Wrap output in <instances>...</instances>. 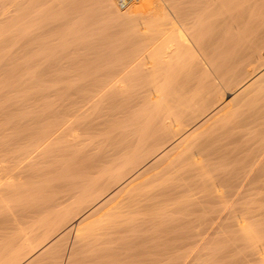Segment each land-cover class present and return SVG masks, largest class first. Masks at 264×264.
I'll return each instance as SVG.
<instances>
[{
    "label": "bare ground",
    "instance_id": "6f19581e",
    "mask_svg": "<svg viewBox=\"0 0 264 264\" xmlns=\"http://www.w3.org/2000/svg\"><path fill=\"white\" fill-rule=\"evenodd\" d=\"M88 1H90V0H57L55 5L57 4L58 7L63 9L61 15L59 13V16H60L59 18L62 17L63 19L67 20L68 23H70V25H71V26H69V25H67V26H69V27H72V25L74 26L75 25L74 23L77 22L78 18H80L79 13L77 14V12L78 11L80 12V10L82 9L81 10L82 13H80V15H84V13H86V12L83 11V9L86 8L85 5H86V3H88ZM92 1H94V3L97 4L96 8H98V10L102 13V16H103L102 18H104L106 21H109L110 23L112 22L113 23V24L111 23L112 26L115 25V31H118V29H116V28H118V26H120V29L122 28L123 30H126V31H123V32L127 33V35L125 37H127V36L130 38L134 37L135 39L139 38L140 40H144L145 43L142 44L137 49H133L127 53L124 52L125 53L124 55H122L121 52L123 50H121V49H123L125 47H122L120 45L122 47L120 49V54L122 56L117 55L116 58H115V56H113L114 59H113V57L110 58L111 56L110 57L108 56L109 57L108 59L109 60L111 59L112 61L111 60L109 61L108 59H107L108 61L106 60L107 56L103 52V49H102V51H100V53L102 52L101 54L98 53L99 50L97 51L98 54H96V55H94L93 53H90L93 55V58H92V55H91V58H90V56L87 57V58H89L90 62H88L87 59H85L83 57L85 59L83 61V63L85 61H87L88 64L94 63L93 61L95 59L94 58L95 56H97L96 58H98V55H101L102 57L101 56H99V57H101L102 59L99 58V63H98V59H97V62H95L97 64H95V63L93 65L90 64V66H92L91 68L86 63L85 69L86 70L89 69L88 70L89 73H87L88 71L87 72L84 71V73L87 75L85 77H83L84 80H83V78L81 79L82 82H80L78 80L80 82L79 83V82H77V80H75L77 82V84L79 83V85H77V87L79 86L78 90L80 91V93H81V89H83L86 92L81 93V94H83L81 96V95H79L80 94L79 91H78L79 94H77V92L75 91V93L81 97L78 98V100H75V102L73 103L74 104L73 107L71 106L72 108H70L69 104L66 103V105H68L69 106L68 108H70V109L67 110V108L65 107L66 105H65L64 107L66 108L67 113H66V111L60 112V113H64L66 115L65 116L63 114V116H65V117L62 116L63 118H66V117H68V115H70V116H73V118H71V120L72 119L74 120L75 117H77L78 115L80 116L81 114L86 112V110H89V108H90V112L94 111L93 109L95 107L94 106H93L94 108L91 107V105H93V103L95 104L96 102H98V104L100 106V104L103 103V101H104L105 102L104 107H103L104 109L99 110L100 107L98 109L95 108V111H96L95 117L94 118L91 117L92 119L85 121V122L84 121L79 122L81 124H79L75 120L76 123L74 122L75 124L74 123L73 124L75 126H77L76 124L78 123L79 127L77 126V128H79L80 132H82L81 135H83L84 133L86 135L90 134L89 137H85L86 135L84 134L83 138H79L80 136H79L78 131H77V133L71 132L72 130L74 131V129H72L70 131L71 132V133H69L70 135L67 133L68 138H66V140H69V142H70L69 147L70 148L72 146L74 147L73 151H72V149L70 150V152H72V153L67 151L69 154H68V156H66V158L67 157L68 158L64 161V163H62V164L60 163V165H59L60 168L59 167L55 168L57 170V172H56L57 174L55 173V176L53 175L54 177L51 176L52 178H50V176L48 177V179L46 178L47 181L42 185L40 184L41 186L35 192H33L32 198H29V199L26 198L24 200L25 202L22 205H20V207H18L20 210L18 208L15 209V210H17V209L19 210V211L17 210V212H19L18 213V221L20 223H22V221L23 222L27 221V223H30V225H29L30 231H28V233L29 232L33 233V235L39 233V235H37L38 237L36 238L37 240L35 239V241H38V238L39 237L40 238H39L38 243L36 244L34 242V240L29 241V240H31V237H30V239H28V238H26V234L24 236L22 235L23 237L21 236L22 238L17 242L18 244L16 243L17 246L21 245L20 247H17V248H21V249H19L21 252L19 250L15 249L16 245L13 246L15 249V252H13L11 255L10 251H9V254L11 255V257L8 254L9 255V261L7 259V261H8L7 263H9L10 261L11 262L13 261L12 264H15L18 261L19 257L24 258L23 255L21 256L22 246H25V245L27 246V247L25 246V248H26L25 249L26 250L25 257H27L30 255L29 252H31L32 249L35 247V244L37 246L39 243L47 242L50 239L49 237L51 236V233L53 234L54 232H56V230L58 231V229L62 228L63 224L66 223L67 217L69 219V216L73 215L72 214L73 210H75V213H74L75 215H73V216H76V218L78 217L77 222H78V226H80V227L82 226V224L84 225V222H86V221L88 222L87 219H89L93 214H94L93 216H96L95 214L100 212L99 215L102 213L104 215L105 214L107 215L108 219H107V217H102V215H100L102 218L107 219V221L104 224L102 223L103 225L98 223L97 220L93 221V222L96 221V223H98V225H97L98 229L101 228L99 233H98L99 236L97 235L98 229H96V228L95 229L97 231H95L94 229L93 230L90 229L92 227H90L88 229L89 231L90 230L95 231L92 233L90 232L93 235L89 234V232L88 233H86V231L84 232V233L88 234L89 236L91 235L90 237H87L88 239L89 238L94 239L95 238L94 235H96V236H98V237H96L98 239V240L96 239L97 242L98 241L101 242L104 240V238H105L104 241H107L106 238H108L109 236H107L106 234L112 235L111 237L114 236L112 238L114 240V238L117 237L116 236L117 234L119 236L121 235L120 237H122L123 234H120L121 232L126 233V231L128 232V230L132 232L131 229H133V227H134L133 225L136 222L141 223V221L142 222L146 221V224L148 225L150 223V219H152L154 221V219L156 217L160 218L159 215L164 214V211L166 212V210H168V209L165 210V208L168 207L170 209V207L172 206V204H171L169 207V206H167V204H169L171 202L172 203L178 202V200H179L178 198L179 197L181 198L182 195H183L182 199L184 200L186 197V196H184L185 195L184 193H186L187 190H189L190 188H192L196 185H197L196 187H199L200 185H202L203 186L202 188L203 189L205 188L204 195H206L209 199H212V201H213V199H215V201L220 203L221 206L223 207V209H221V210L223 211V213H225L224 212V208H225L227 211L226 212L227 214L229 212H233V210H235V208L232 209L230 207L231 201L229 204L228 203L229 199L230 200H233V199L238 200L239 198L240 199L244 198V197H246L245 194L247 193L245 190L248 189L249 187L264 185V145H261V147L258 148V145H259L258 144L256 146L257 148L255 151H253V147H252L253 145H252L251 146L252 148L250 147V149L248 148L246 150L247 153L242 151L243 149L245 151L246 145L244 147H242L243 145L241 146V141L243 139V136H244V134L246 135V133H245L246 131L244 130L242 132L241 129L243 130V128H245L244 127L245 125H246V127L248 126L246 123H249V122L252 123V121L256 122L257 119L259 120V118L264 115V99L260 98V100H262V101H261V103H258V104H254L252 102L253 103V105H252V103H250L251 105L248 107L247 112H243L244 108L241 111L242 113L236 112V110H235L236 108L234 105V104H238L237 102L236 103H234V102H235V100H237L239 98H241V100L239 99V101H244V99L246 100L247 98L251 97L250 95H253L252 93L257 92L258 90L263 91L262 87L264 86V84H262V82H264V79H263L264 78V0H133L129 4H127L126 6L122 7V9H120V7H118L116 5V2L114 0H92ZM42 12H43V10L41 11V13ZM93 13H94V11H92V13H90L91 15L89 14V17H92ZM42 14L45 15L47 13L44 12ZM33 15H34V13H33ZM57 18H58V15H57ZM29 19L28 20L31 21V18H29ZM42 20H44V19H42ZM98 20H97V22H98ZM86 22H88V21H86ZM103 22H105V21H103ZM44 23H45V21H44ZM55 23H58V22L56 21ZM80 23H82V21ZM141 23L142 24L146 23L147 26L145 28L140 29V30L138 29V31L136 32L135 29L138 28ZM64 24H67V23H64ZM82 24H85V23H82ZM92 24H94V23L92 22ZM55 25L56 24H54L52 26L54 28L60 27V25L59 26H55ZM75 26H77V25H75ZM95 26H96V24H95ZM21 27H22V25H21ZM69 27H66V28L68 29ZM28 28H29V26H28ZM75 28L77 29L78 27H75ZM90 28H87V29H89L88 31H91ZM50 29L52 30V28H50ZM72 29H73V27H72ZM83 29H85V28H82V31H84ZM87 29H85V31ZM109 29H111V28H109ZM48 30H49V28H48ZM70 30H71V28H70ZM49 31H47V32H49ZM82 31H79V32H82ZM28 33H30V32H28ZM34 33H36V35H37V32H34ZM106 35H107V33H106ZM123 35H122V38H123ZM212 36H213V41L211 40ZM10 37H12V36H10ZM21 37L24 38V35ZM34 37H37V36L34 35ZM66 37L67 36H65V39H66ZM85 37H87V36H85ZM85 37H83V38L85 39ZM90 37H91V34H90ZM70 38H72V37H70ZM78 38H76V40H78ZM83 38H82V40H83ZM101 38H103V36ZM214 38H215V40H214ZM30 39L32 40L33 38H30ZM86 39H89V37H87ZM113 39H115L114 36H113ZM124 39H127V38H124ZM139 39L135 40V41L136 42L138 41V43H139L140 42ZM129 40H131V39H129ZM85 41L86 40H84V42ZM114 41H116V40H113V42ZM135 41L133 40V42H135ZM23 42H24V39H23ZM96 42H98V41H96ZM136 42L134 44H136ZM141 42L143 43V41H141ZM85 43H87V42H85ZM60 44H61V42H60ZM62 44H63V46L65 45L64 43H62ZM62 44H61V46H62ZM66 44H68V43H66ZM87 44H86V46H87ZM101 44H102V42H101ZM126 44H127V41H126ZM41 45H42V43H41ZM75 45H76V43H75ZM117 45H119L118 42H117ZM29 46H31V45H29ZM44 46H46V45H44ZM66 46H68V45H66ZM70 46H71V44H70ZM103 46H105V45H103ZM120 46H118V47H120ZM18 47H19V43H18ZM31 48H32V46H31ZM62 48H65V47H62ZM62 48H60V49L63 50ZM75 48H76V46H75ZM105 48H104V51L107 50ZM21 49L22 48H20L19 50H21ZM26 49H27V47H26ZM85 49H86V47H85ZM22 50H25V49L23 48ZM43 50H45V49H42V51ZM111 50L114 53V49H111ZM115 50H117V49H115ZM47 51H49V50L47 49ZM76 51L78 52V49ZM95 51L93 50V52H95ZM24 52H27V51H24ZM52 52L54 53L53 49H52ZM49 54H50V52H49ZM84 54H86V53L84 52ZM81 56H83V55H81ZM84 56H87V55H84ZM45 58L46 57H44V59ZM71 58H72V56H71ZM78 58H79V56H78ZM68 59H70V58L68 57ZM91 59H92V61H91ZM67 60H66V62L70 63ZM72 60L73 59H71V61ZM75 60H77V58ZM67 63H65V64H67ZM42 65H44V64H42ZM72 65H73V63H72ZM48 66H49V64H48ZM48 66H46V67H48ZM253 66L255 68L258 67L257 69H259V70H255L252 72V73H255L257 71L255 74L251 75V77H249V79L247 81H244V83H241L238 86H236V84H235V88L230 87L231 89L230 88H229V90L227 89V91L223 95H220V92L222 90H220V92H219V89H221L222 87H220L221 85L219 86V84H222V83L228 84L229 83L228 85H232V84H230V83H232L230 81L233 78H236V76L241 74V72L246 71V69H248V68L251 70V67H253ZM38 68H40V67H38ZM42 68H44V67H42ZM82 68H84V67H82ZM74 69L75 68H73V70ZM154 70L159 71L160 72L159 75ZM250 70H248V71H250ZM49 71H51V70H49ZM153 71L155 74H157V75L154 74L155 77L156 76H158V77H157V81L154 80L155 84H154V82H152L154 85L151 86L150 85V83H151L150 78L151 77L149 76L148 80L146 78H148L149 74L153 75ZM69 73H71V72L69 71ZM134 73H135V76L137 75L136 77H138V79L140 78L139 79L140 82L137 83V84H139V87L140 88L145 87V88L142 91L139 90L138 89L139 87L136 86L137 84H134L135 83L134 82V83H132V85H135V87L138 91L135 92L136 89L135 90L131 89V91L133 90L135 92V93H131V91L129 89L130 93L128 92L125 94V91L128 88H130L129 83L132 82V81L130 82V80L133 79L132 76H134L133 75ZM42 75H45V74H41V76ZM77 75L78 74H76V77H77ZM130 75H132L131 76L132 78H129L130 80L128 83L127 78ZM241 77H238V78H241ZM72 78H74V77H72ZM141 79H142V81H141ZM151 79H153V77ZM238 80H240V82H241V79H238ZM133 81H135V80L133 79ZM233 82H235V81H233ZM127 83L129 85H127ZM71 84H72V82H71ZM75 85L76 84H74L73 87H75ZM132 88H134V86ZM67 89H69V88H67ZM71 89H72V87H71ZM116 91L117 92L119 91V93H117ZM250 91H251V93L249 94ZM71 92H72V90H71ZM69 94H71V93H69ZM260 97H262V96H260ZM73 98H74V96H73ZM251 99H252V97L250 98V102H251ZM245 102H247V100ZM246 106H247V104H246ZM246 108L247 107H245V109ZM64 110L65 109L62 108V111H64ZM60 113L56 114V115L61 116ZM89 118H90V116H89ZM263 118H264V116H263ZM66 119H68V118H66ZM260 120H262V119L260 118ZM64 121L66 122V120H64ZM227 122L229 123L228 128H221V129H219V131L216 130L217 131V132H215L216 134L212 135V132L215 130L214 129L215 125H217L219 127V123H220V125H222V124L227 123ZM69 123L71 125L72 121L70 122V120H69L68 124ZM216 123H218V124H216ZM256 124H257V122H256ZM256 124L254 125L255 129L257 128L256 126L261 124V122L258 123V125H256ZM74 125H71V126H74ZM262 125H264V124H261L260 126H262ZM247 128H251V127L248 126ZM262 129L264 130V127ZM259 130H260V128H259ZM247 132L251 133L248 130H247ZM61 134L62 135H60V136H63L62 132H61ZM49 136H50V134H49ZM57 136H58L57 132L55 133V136L52 135L53 139H56V140L58 139V138H56ZM46 137H48V136H45V138ZM244 137L246 140L249 138V137L246 138L247 136H244ZM252 137H251V139H252ZM48 140H49V138H48ZM50 141H51V139H50ZM51 142H53V141H51ZM261 142H262V140H261ZM262 143H264V140ZM67 144H64V145L67 147ZM247 144H248V142H247ZM44 145H45V143H44ZM39 147H41V146H39ZM50 147H52V146H50ZM50 147H46V149L47 148L49 149ZM5 148L7 149V147H5ZM55 149H58V148L55 147ZM55 149H54V151H55ZM249 150L251 152H249ZM241 151H242V153H245V154H239V152H241ZM1 153L3 154L4 152L1 151ZM38 153H39V151H38ZM51 153H53V152H50V154ZM144 155L145 156L147 155V157L149 156V158L146 161L144 159L145 162H143L142 161L143 159L141 158V157L144 158ZM20 158H22V157H20ZM140 159H141V161H140ZM229 159L231 160V162H232L231 165H233V166L231 168H229L231 170L227 171V175L226 174L222 175L224 173H222L223 171L221 172V169H222L221 166H223V169H224V165L227 163V161ZM4 160L6 161V159H4ZM14 160H15V158H14ZM28 160H30V159H28ZM32 162H33V160H32ZM141 162H143V163H141ZM27 164H29V163H27ZM57 164H59V163H57ZM219 166L221 167V169ZM226 166H225V169H226ZM17 168H20V167H17ZM29 168H31V167H29ZM214 169H215V171L218 169L216 172L218 173L220 171V173H218V175H214L213 174V172H215ZM16 175H17V173H16ZM10 176H12V175L10 174L9 177ZM140 180H141V184H139L140 182L138 183V181H140ZM222 180H227V182H228L227 186H229V191L227 193L219 191V189H220L219 185H221L220 182H222ZM3 181H5V180H3ZM44 181L45 180H43V182ZM43 182H41V183H43ZM1 183H2V181H1ZM136 183L138 185H140L138 188L141 187V189H140L141 191H139V189H136L138 191H135V192L129 191L128 194L123 195V192H126L125 190L129 189V187H131V186H134V184H136ZM142 184H143V186L146 185V188L147 187L148 188L145 190H142L143 188H145V187L142 188ZM149 184H150V187L147 186ZM225 184H226V182H225ZM225 184H224V186H225ZM2 185H5V184H2ZM18 185H19V183H18ZM10 186H11V183H10ZM262 187H264V186H262ZM195 189L198 190L197 188L194 187V190L190 189L189 193L191 191H195ZM0 190H2V189H0ZM19 190H21V189H18V191ZM227 190L228 189H226V191ZM4 192H5L4 190L0 192V198L2 199V197H4L3 200L6 199L5 198L6 192L5 193ZM15 192H17V191H15ZM12 194H13V192H12ZM18 194H19V192H18ZM18 194L16 193L15 195H18ZM193 194H194V192H193ZM201 194H203V193H201ZM10 195H11V193L8 196L10 197ZM187 195H189V194H187ZM252 195H254V194H252ZM187 197L189 198V196H187ZM203 197L201 196V198H203ZM256 198H258V197L256 196ZM182 199H180V200H182ZM194 199H196V198H194ZM205 199H206V197H205ZM254 200H256V199H254ZM195 201L196 200H194V204H195ZM202 201H204V200H202ZM129 202H130V204H129ZM204 202H206V201H204ZM217 202H215V203H216V206L218 207ZM239 202H237V203H239ZM81 203L85 204V205L83 204L84 206L82 208L79 207ZM211 203H210V201L208 202V204H210V206L208 205L210 207V209L212 208ZM165 204H166V206H165ZM221 206L219 205L218 208L215 207L216 209L213 207L214 208V210L212 209L213 212L216 211L217 209H218L217 211L220 212L221 211L220 208H222ZM238 206H240V205H238ZM238 206H236V207H238ZM240 207H238L236 210L239 209L240 211L241 210L243 211L245 209L246 210L249 209L246 206H245L246 208H243V209H242V207L241 208ZM195 208L193 207L194 215H195V212L197 211V210H195ZM201 208H202V206H201ZM198 209H200V208H198ZM210 209H209V211H210ZM76 210H78V211L83 210V212L82 213L80 212L81 214L77 212L78 214H80V215H78L76 213ZM189 210H190V208H189ZM202 210L206 211V208L205 209L202 208L198 212H201ZM13 211L14 210H12L11 214H14ZM209 211L207 210L205 214L207 215ZM240 211H238V216H237L238 218L232 216L235 218L233 223L231 222V220H233V218H231V220L229 221L230 224H233L232 227H234L235 230H234V228L232 229V227L230 225H229V227L231 229H228V230H231V231L234 230V231H232V232H234L233 234L238 233V230H240L241 231L240 236L243 235L245 237H248V234L250 235L255 230L258 231L257 230L258 227L255 225L256 229L254 227L251 228L250 230H252V232L249 233L248 230H249V227L251 225L248 224L249 225V227H248L247 222H246V221H248V218H247L248 214H246L247 216H245L246 212L244 213V211H243V213H244V215H243V214H241L242 211L241 212ZM185 212H188L187 209ZM185 212L182 214H185ZM189 212H191V211H189ZM198 212H196V213H198ZM239 212H240V214H239ZM137 213H139V214H137ZM215 213L216 212H214L213 215L209 214V217H207L208 218L207 220H205V219L200 220L199 219L196 221H198V222L203 221L202 222L203 227H205V225L209 223L207 229L210 228L211 231H214V229H217V228H215V225L219 226L218 224H221V223L223 224V222H225L224 224L226 225V227H224V224L222 227L227 228L228 225L226 223H228V222H226V221H228V220L222 221L223 219H225V217L223 218V213H222V217L219 216L221 214H219L217 216V214L215 215ZM11 214H9V215H11ZM250 214H252V213H250ZM197 215L199 216L200 213L196 214L195 216H197ZM201 215H202V213H201ZM201 215H200V217L205 218L203 215L202 216ZM13 216H14V218H17L15 215H13ZM173 216L174 215H171L170 218H168V219L171 221L172 220L171 217H173ZM8 217H6V220ZM214 217H218V218H216V220L219 219L220 223H214L216 221L214 219ZM219 217L222 219H220ZM259 218H260V215H259ZM175 219L177 222L175 223L176 225L174 226L173 229L177 230V232H175L176 230L174 232L177 233L180 237L174 233L175 236H177V237H175L174 235L170 236V238L173 236L175 238L171 239L172 241L169 238L170 241H168V242H171V243L170 244L168 243L167 245L164 244V247H167L169 245L168 247H173L175 250L176 248H179L182 245H191L192 246V247L190 246L191 248L195 247V249H198V247H199L198 244L200 243V242L198 243L199 230L197 233L195 229H197L198 227H201L202 225H200L196 228L197 222L195 223V221H193L194 220L193 214H191V216H188L186 214L185 216H183L181 218H180V216H178V217H175ZM9 220H10L9 223L14 222L12 219H9ZM9 220H7V221H9ZM147 220H149V221H147ZM69 221H70V219H69ZM204 221L205 222L208 221V222H206V224H205ZM15 223H17V222L15 221ZM15 223H13V224H15ZM92 223H90V224L92 225ZM143 223L145 224V222H143ZM99 224H100V227H99ZM151 224H152V221H151ZM213 224H215V225H213ZM19 225L20 224H18V226ZM140 225H142V224H140ZM140 225H138L136 223L135 227L138 228ZM78 226H77V228H78ZM142 226H140L141 230L146 227V226H144V228H142ZM165 226H167L166 223H165ZM220 226H219V229L221 231L222 227L220 228ZM246 226L248 228H246ZM23 227H25V225ZM27 227H28V225H26V228ZM171 227H173V226L169 225L168 229ZM260 227L261 226H259V228ZM70 228H71V225H68V226H66V228H64L65 231L64 230L63 231L67 232L70 230ZM245 228H246L247 232L242 233V231H246V230H244ZM80 229H79V233H77V234H79V236L82 237V235H85V234H82L83 233V232H81L82 229L81 230ZM166 229H167V227H166ZM166 229H165V231H166ZM22 230L23 229H21V232H22ZM26 230H28V229H26ZM85 230H87V228ZM138 230H139V228H138ZM19 231H20V229H19ZM63 231L61 230L60 232L64 233ZM83 231H84V228H83ZM170 231H172V230H170ZM178 231H180V232L178 233ZM222 231H223V229H222ZM4 232H5V230H4ZM133 232H135V231L133 230ZM224 232H226V230ZM80 233L82 235H80ZM129 233H127V235H129ZM100 234H101V236L104 235L103 236L104 238L100 239L101 238ZM140 234H141V232H140ZM61 235H63V234H61ZM162 235H163V233H162ZM230 235L232 237V234H230ZM74 236H76V235H74ZM123 236H125V235H123ZM148 236H149V234H148ZM238 236H239V234H238ZM149 238H151V237H149ZM181 238H182V240H181ZM183 238H186V239L188 238L189 240L186 241V240H183ZM200 238H201V234H200ZM220 238H221V236H220ZM225 238H226V236H225ZM27 239H28V241H27ZM63 239H64V237H63ZM88 239H85V240H87L89 242ZM167 239L165 240V242H167ZM176 239H177V241H176ZM178 239H179V241H178ZM77 240H78V238L73 240V242L76 243ZM221 240H224V239H221ZM227 240H229V239H227ZM55 241H56V239L54 241H52L53 243H51V244L52 245L55 244ZM65 241H61V242H65ZM79 241L80 242L82 241V243L85 244L83 239H81ZM117 241L121 242L118 239H116V242ZM143 241H145V240H143ZM217 241H215V242H217ZM31 242H32V244H33V242L35 243L34 247H31L32 246ZM50 242L48 241L46 243V245L48 243L50 244ZM78 242H77V244H80V242L79 243ZM88 242H86L87 245L85 244L83 246V244H82L83 248L86 247V249H88V246L91 245L90 243H93V244L96 243V241H94L95 243L93 241L90 243H88ZM219 242H220V240H219ZM56 243H59V241L58 242L56 241ZM105 243H107V242H105ZM113 243H114V241H113ZM138 243H139V241H138ZM227 243H228V241H227ZM77 244H75V245H77ZM88 244H90V245H88ZM118 244H120V243H118ZM124 244H125V242H124ZM201 244H203V243L201 242L200 245ZM218 244H216V245H218ZM220 244H221V242H220ZM46 245H44V246H46ZM75 245L73 247H75ZM132 245H133V242H132ZM224 245L226 246V243H224ZM59 246H60V244H59ZM108 246H109V244L107 245V247ZM62 247H60V248H62ZM94 247L97 248L95 245H93V247L91 245V247L87 250V252L89 251L90 253L91 252L93 253V251H92L93 249L91 250V248H94ZM100 247L103 248L102 250H104V248H105V246L104 247L100 246ZM204 247H205V245H204ZM226 247H228V246H226ZM226 247H224V248H226ZM75 248H73V250L69 251V254L66 256L67 259L65 258V260H66L65 264H72L73 261L75 263V259H72V263L70 261V258L73 256L72 251H74ZM77 248H78V246H77ZM126 248L127 247H125V249ZM138 248H139V246H138ZM221 248L222 247H220V249ZM54 249H56V248H54ZM136 249H137V247H136ZM140 249L142 250V248H139V250ZM170 249H168V250H170ZM25 250H23V251H25ZM57 250L58 249H56V251ZM68 250H69V248H68ZM99 250L100 249H98V252H99ZM127 250L129 251L130 249H127ZM144 250L145 249L143 248V252H144ZM78 251H80V250H78ZM152 251L153 250H151V253H155L154 251L153 252ZM159 251L161 252L160 249H159ZM163 251H164V249H163ZM176 251H177V249H176ZM18 252H20V254H18ZM84 252H86V251H84ZM94 252H97V250ZM143 252L141 253L142 254L141 256L144 257L142 260L141 259L139 260V258H137V255L138 256L140 255L139 253H137V255H134L133 253H132L133 255L131 254L132 256H135L137 258V261L139 260V263H137V264H164L165 262L167 264H184V262H185V259H183L185 257L181 254L182 253L181 251H179L180 253L179 252H175V254L173 253L174 254L173 256H169L167 254L168 257L162 256V254L164 252L162 254H160V252H158L162 257H167V258H161V256L160 257L158 255L155 256L154 254H152L150 256L148 251L147 252L145 251L146 254H145V252L144 253ZM44 253H45V251H44ZM81 253L82 252H80L78 254H81ZM88 253H87V255H88ZM123 253H124V256L127 255V254L125 255V252H123ZM62 254H64V251ZM66 254H67V252H66ZM155 254H157V252ZM18 255H19V257H17ZM131 255H130V257H131ZM196 255H198V253ZM81 256L84 258V256L82 254H81ZM104 256H107V255H102V257H104ZM82 257L77 258V260L82 258ZM127 257H125V258H127ZM2 258H4V257H2ZM15 258L17 259V261L14 260ZM190 258L192 259V257H190ZM196 258H197V256H196ZM40 259H41V257H40ZM40 259H38L37 262H39ZM14 261H15V263H14ZM131 261H132V263L129 262L127 264H134L135 263L133 260H131ZM111 264H113V263H111Z\"/></svg>",
    "mask_w": 264,
    "mask_h": 264
},
{
    "label": "rangeland",
    "instance_id": "374dc122",
    "mask_svg": "<svg viewBox=\"0 0 264 264\" xmlns=\"http://www.w3.org/2000/svg\"><path fill=\"white\" fill-rule=\"evenodd\" d=\"M56 1L57 0H50V1L49 0H0V189H2V190H0V192L3 191V190L6 192V193L4 192L6 194L5 195V198L6 199L3 200L4 197H2V199L0 198L1 199L0 200V246H1L0 247V261H1L0 264H3V263L4 264H12L13 261L12 262L10 261L9 263H7L9 261V255L10 254L12 255V253L15 252V249H17V250L21 249V248H17V247H20L21 246V245L20 246H17V244H18L17 242L25 234H26V238L30 239V237H31V240H29V241L34 240V242L36 244L38 243L40 237L38 238V241H35V239L38 237L37 235H39V233L37 232L38 234H34V235H33V233H30V232L28 233V231H30V226H29L30 223H27V221L26 222H23L22 221V223H20L18 221V213H19V212H17V210L19 209L18 207H20V205H22L25 202L24 200L26 198L27 199L32 198L33 192H35L42 184H44L47 181L46 178L48 179L49 176H50V178H52V177L55 176V173L57 172V170L55 168H57V167L60 168V166H59L60 163L61 164L64 163V161L68 158V157L66 158V156H68V154H69L67 151L70 152L71 149H72V151L74 150L73 149L74 147L72 145H71L72 146L71 148L69 147V144H70L69 140H66V138H68L67 137L68 134L71 133V132H76L77 133V131H78L79 132V136H80L79 138H83L85 133L83 135H81L82 132H80L79 128H77L78 123L79 122H83V121L85 122V121H88V120L94 118L95 115H96L95 108L98 109L99 107L100 108L102 107L101 109L99 108V110H103L104 109L103 108L104 107V103H105L104 101H103V103L100 104V106H99L98 102L95 103L96 105L93 103V105H91V107H93V106L95 107V108L93 107L94 109L92 108L95 112L94 111H91L90 112V108H89V110H86L87 113L84 112L80 116L79 115L78 116L76 115L77 117H75L74 120L73 119L71 120V118H73V116L68 115V117H66L68 119H66V118H63L66 115L64 113H60V112H65L66 111V108H67V110L70 109V108H72L73 105H74L73 103L75 102V100H78V98H80L83 95L81 93H85L86 92V91H84L83 89L80 88L81 89V93H80V91L78 90L79 89V86L77 87V85H79V83L82 82L81 79L87 75V74L84 73V71L87 72L89 70L88 68H87L88 70L85 69V65H86L87 61L90 62L89 61V58H87V57L90 56V58H91V55L92 54H90V53H93L94 55H96V54L100 53V51H102V49H103V52L107 56L106 57V60L110 56H111L110 58H112L113 56H115V58H116L117 55L118 56H122L125 53L130 52L133 49H137L138 47H140L142 44L145 43L144 40H140L139 38H136L135 39L134 37L133 38H130L128 36L125 37L127 35V33L126 32H123V31H126V30H123L122 28L120 29V26H118V28H116V29H118V31H115V25H113L114 26L113 27L112 26V24H113L112 22H111L112 23L111 24L109 21H106L104 18H102L103 17L102 16V13L98 10V8H96L97 7L96 6L97 4H95L94 1H92V0L88 1V3H86V5H87V6L85 5L86 8L83 6L85 8V9H83V11L86 12V13H84V15H80V13H82L81 12L82 9L80 10V12L79 11L77 12V14L79 13L80 18L77 19V22L76 23H74L77 26H75V25L73 26L72 25V27H73V29H72V27H69L71 25H70V23H68L67 20L63 19L62 17L59 18L60 17L59 16V13L61 15L63 9L60 8V7H58L57 4L55 5ZM120 9H122V8H120ZM40 10L41 11L43 10L42 13L45 12L47 14L43 15ZM92 11H94V13L92 14L93 16L92 17H89V14L92 13ZM33 13H34V15H33ZM57 15H58V18L59 19L57 18ZM29 18H31V21H29L30 20ZM42 19H44V20H42ZM97 20H98V22H97ZM44 21H45V23H44ZM56 21L58 23H55ZM81 21H82V23H85V24L80 23ZM86 21H88V22H86ZM91 21L94 24H92ZM103 21H105V22H103ZM64 23H67V24H64ZM54 24H56L55 26H59L60 25L61 28L60 27H58V28L55 27L54 28L52 26ZM95 24H96V26H95ZM21 25H22V27H21ZM67 25H69V26H67ZM28 26H29V28H28ZM146 26H147L146 23H143V24L141 23L140 26L135 29V31L137 32L138 29L140 30L142 28H145ZM66 27H69V28L67 29ZM75 27H78V28L76 29ZM48 28H49L50 31L48 30ZM50 28H52V30ZM70 28H71V30H70ZM82 28H85V29L90 28L91 31H88L89 29H87L86 31H85V29H83L84 31H82ZM109 28H111V29H109ZM47 31H49V32H47ZM79 31H82V32H79ZM28 32H30L32 35L30 33H28ZM34 32H37V35ZM105 32L107 33V35H106ZM90 34H91V37H90ZM23 35H24V38L21 37ZM34 35L37 36V37H34ZM122 35H123V38H122ZM10 36H12V37H10ZM65 36H67L66 39H65ZM82 36L83 37L87 36V37H89V39H86L87 37H85V39H84ZM102 36H103V38H101ZM113 36H114L115 39H113ZM70 37H72V38H70ZM22 38L24 39V42H23V39ZM30 38H33V39L31 40ZM76 38H78V40H76ZM82 38H83V40H82ZM124 38H127V39H124ZM215 38H214V40H215ZM129 39H131V40H129ZM138 39L140 40V42L143 41V43L142 42L141 43L140 42L138 43V41L137 42L135 41V40H138ZM67 40L68 41L70 40L71 42L70 41L68 42ZM84 40H86L85 42H87L88 44L85 43ZM113 40H116V41L113 42ZM133 40L136 42V44H134L135 42H133ZM211 40L213 41V36L211 37ZM96 41H98V42H96ZM126 41H127V44H126ZM60 42H61V44L64 43L65 45L63 46V44H62V46H61ZM101 42H102V44H101ZM117 42L119 43V45H117ZM18 43H19V47L22 48V49L24 48L25 50H22V49H21L22 51L19 50L20 48L18 47ZM41 43H42V45L44 44L47 47L44 46V45L42 46ZM66 43H68V44H66ZM75 43H76V45H75ZM70 44H71V46L73 44L74 45L71 47ZM86 44H87V46H86ZM29 45H31L32 48ZM66 45H68V46H66ZM103 45H105V46H103ZM120 45L122 47H125V48L121 49L122 47ZM75 46L78 49V52L76 51L77 49L75 48ZM118 46H120V47H118ZM26 47H27L28 50L26 49ZM62 47H65V48H62ZM85 47H86V49H85ZM60 48H62L63 50H61ZM104 48L107 49V50L104 51ZM42 49H45L46 51L45 50L42 51ZM47 49L49 51H47ZM52 49L54 50V53L55 54L52 52ZM111 49H114V53L116 55L113 53V51ZM115 49H117V50H115ZM120 49L123 50L121 52L122 55L120 54ZM93 50L94 51L96 50V51L93 52ZM24 51H27V52H24ZM83 51L86 54H84ZM97 51H98V53H97ZM49 52H50V54H49ZM81 55H83V56H81ZM84 55H87V56H84ZM71 56H72V58H71ZM78 56H79V58H78ZM99 56H101V55H98V58H96L97 56L94 57L95 58L94 61H93L94 63L97 62V59H98V63H99V58L102 59L101 58L102 56L101 57H99ZM44 57H46V58L44 59ZM68 57L70 59H68ZM83 57L85 59H87V61L84 62L85 64L83 63V61L85 60ZM76 58H77V60H75ZM92 58H93V55H92ZM65 59L66 60L68 59L67 61L70 62L71 64L70 63H67ZM71 59H73L72 60L73 62L71 61ZM113 59H114V57H113ZM91 61H92V59H91ZM65 63H67V64H65ZM72 63H73V65H72ZM94 63H89V64L87 63V65L91 68L92 66H90V64L93 65ZM42 64H44V65H42ZM48 64H49V66H48ZM95 64H97V63H95ZM46 66H48V67H46ZM38 67H40V68H38ZM42 67H44V68H42ZM82 67H84V68H82ZM73 68H75V69L73 70ZM257 68L258 67L255 68L253 66V67H251V70L248 68V69H246V71L241 72L242 75L239 74L238 76H236V78H233L230 81V82H232L230 84H232L233 86L232 85H228L229 83L228 84L227 83L219 84V86L221 85L220 87H222L221 89H219V92H220V90H222L220 92V95H223L227 91V89L229 90L230 87L235 88V84H236V86H238L241 83H244V81H247L249 79V77H251V75H253V74H255L257 72L256 71L255 73H252L253 71L259 70ZM49 70H51V71H49ZM248 70H250V71H248ZM69 71L71 73H69ZM154 71H153V75L152 74H149L148 75V78H146L148 80L149 79V76L151 78L153 77V79L150 78L151 83L154 82V80L157 81V77L158 76L155 77V75H157V74H155ZM155 72H157L158 75L160 73L157 70ZM87 73H89V71ZM41 74H45V75H42L41 76ZM76 74H78L77 75L78 78L76 77ZM133 75L134 76L130 75L127 78L128 79V83H129V80H130L129 78H132V77H133V79L135 81H133V79L130 80V82L132 81L131 83H129L130 84V86H129L130 88H128L125 91V94L128 93V92L130 93L131 89H133V90L136 89L135 85H132V83L135 82L134 84H137V83L140 82L139 81L140 78L138 79V77H136L137 75L135 76V73ZM72 77H74V78H72ZM238 77H241V78H238ZM238 79H241V82ZM75 80H77V82H79V81L80 82L77 84V82ZM83 80H84V78H83ZM141 81H142V79H141ZM233 81H235V82H233ZM71 82H72V84H71ZM128 83H127V85H129ZM151 83H150L151 86H153L155 84V82H154V84L153 83L151 84ZM74 84H76L75 87H73ZM262 84H264V82H262ZM133 86H134V88H132ZM136 86L139 87V84H137ZM71 87H72V89H71ZM67 88H69V89H67ZM144 88L145 87H141V88L139 87L138 89L142 91ZM262 88H263V91H264V86ZM129 89H130V91H129ZM71 90H72L73 93L71 92ZM133 90L131 91V93H135L136 91H138L137 89L135 90V92ZM75 91L77 92V94L80 93L79 95H81V96L77 95L75 93ZM78 91H79V93H78ZM259 91L260 90H258L257 92L252 93L253 95H250L252 97V99L254 98L253 100L251 99V102H250V98L251 97H249V98L246 99L247 102H245L246 100L244 98H243L244 101H239V99L241 100V98L237 99L238 101L235 100L234 103H236V102L238 103V104H234L235 105V108H236L235 109L236 112L242 113L241 111L243 110V108L245 110V111L243 110V112H247L248 107L251 105L250 103H252V102L254 104L261 103L262 100H260V98L261 99H264V97H263L264 96V92L262 90L260 92ZM69 93H71V94H69ZM117 93H119V91ZM250 93H251V91L249 92V94ZM259 93L260 94L262 93V94L260 95ZM73 96H74V98H73ZM260 96H262L263 98L260 97ZM66 103L69 104L70 108H68L69 106L66 105ZM253 103H252V105H253ZM246 104H247V106H246ZM245 107H247V108L245 109ZM62 108L65 109V110L62 111ZM59 113L61 114V116L60 115H56V114H59ZM66 113H67V111H66ZM63 114L65 116H63ZM89 116H90V118H89ZM263 116L260 117L262 120H260V118H259V120L258 119L256 120L257 124H256L255 121H252V123H250V122L249 123H246L251 128H247L248 126L246 127V125L244 126L252 134L249 133V132H247V130L245 128H243V130L241 129L242 132L244 130L246 131L245 132L246 135L244 134V136H247L246 138L249 137L246 140L245 137L243 136V139H242L243 142L241 141V146L243 145L242 147H244L246 145L245 146L246 147L245 148V151H244V149L242 150L243 152L247 153L246 150L248 148L250 149V147L252 145H253L252 146L253 147V151L256 150V148H257L256 146L258 144L260 145V146L258 145V148L261 147V145H264V143H262L263 140H264V130L262 129L264 127V125L260 126L261 124H264V118H263ZM63 119L66 120V122ZM69 120H70V122L72 121L71 125H74L76 123V121H77L78 122L76 124L77 126H75V125L74 126H71L70 123L68 124ZM260 122H261V124L258 125V123H260ZM254 123L256 125H258V126H256L258 129L257 128L255 129V126H254L255 124ZM79 124H81V123H79ZM216 124H218V123H216ZM228 127H229V123L228 122L227 123H224L222 125H220V123H219V127L217 125H215V127H214L215 130L212 132V135L216 134L215 133V132H217L216 130L219 131V129H221V128H228ZM259 128H260V130H259ZM72 129H74V131ZM56 132H57V135H58L56 137V138H58L57 140L56 139H53V137H52V135L55 136V133ZM61 132L63 133V136H60V135H62ZM49 134H50V136H49ZM89 135L87 134L85 137H89ZM45 136H48V137H46L47 139L45 138ZM251 137H252V139H251ZM48 138H49V140H48ZM50 139L53 142H51ZM245 140L248 142V144H247V142ZM261 140H262V142H261ZM44 143H45L46 146L44 145ZM64 144H67V147ZM39 146H41V147H39ZM50 146H52V147H50ZM5 147H7V149ZM46 147H50V148L49 149L48 148L46 149ZM55 147H57L58 149H55ZM54 149H55V151H54ZM1 151L4 152V153L2 154ZM38 151H39V153H38ZM242 151L239 152V154H245V153H242ZM50 152H53V153L50 154ZM249 152H251V151L249 150ZM70 153H72V152H70ZM20 157H22V158H20ZM14 158H15V160H14ZM141 158L143 159L142 161L145 162L149 158V156L147 157V155L146 156L144 155V158L143 157H141ZM4 159H6L7 162ZM28 159H30V160H28ZM144 159H145V161H144ZM32 160H33V162H32ZM140 161H141V159H140ZM143 162H141V163H143ZM230 162H231V160L229 159L227 161V163L224 165V169H223V166H221L223 170L219 166L220 169H221V172L223 171L222 173H224V174L221 173L222 175H225V174L227 175V171L228 170H231L229 168H231L233 165H231L232 162L231 163ZM27 163H29V164H27ZM57 163H59V164H57ZM225 166H226V169H225ZM17 167H20V168H17ZM29 167H31V168H29ZM215 169H214V171H215ZM216 171L213 172L214 175H218V173H220V171L218 173ZM7 173L9 175L11 174L12 176L9 177V175ZM16 173H17V175H16ZM3 180H5V181H3ZM43 180H45V181L43 182ZM1 181H2V183H1ZM41 182H43V183H41ZM225 182H226V184H225ZM10 183H11V186H10ZM18 183H19V185H18ZM138 183L141 184V180L138 181ZM2 184H5V185H2ZM220 184L221 185H219V188H220L219 191H222V192H226L227 193L229 191V186H227L228 185L227 180H222V182H220ZM224 184H225V186H224ZM134 186H131V187H129V189L125 190L126 192H123V195L124 194H128L129 191L130 192L138 191L136 189H139V191H141L140 190L141 187L138 188L140 185H138L136 183V184H134ZM147 186L150 187V184L147 185ZM196 186H194V187L197 188L198 190L195 189V191H191L190 192L191 194H190L189 193V190L190 189L191 190H194V187H192L189 190H187L188 192L186 191V193H184L185 194L184 196H186V197L189 196V198L187 197L188 199L185 197L186 200L185 199L184 200L186 202L182 199V197H183V195H182L181 198L180 197L178 198L179 199L178 202H173V203L171 202V203L167 204V206H169V207L172 204V206L170 207L171 210L168 207H166L165 210L166 209H168V210H166V212L164 211V214L159 215L160 218L159 217H156L155 219L153 218L154 221L152 219H150V223L148 225L146 224V221H143V222H145V224L142 221H141V223L140 222H136L138 225L142 224L143 226L140 225V226H142V228H144V226H146L147 228L145 227L144 229L141 230V227L140 226L139 227L137 226L139 228V230H138V228L135 227L136 223H134V225H133L134 227H133V229H131L132 232L129 231V230H128V232L126 231V233L125 232H123V233L121 232L120 234L125 235V236L122 235V237H120L121 235L119 236L118 234L117 235L115 234L117 237L114 238V240L112 239L114 236L111 237L112 235L106 234L111 239L108 237V238H106L107 241H104L105 240V238L103 237L104 235L101 236V234H100L101 238L100 237L99 238L100 239L104 238V240L101 241V242L100 241L97 242L98 239L96 237L99 236L98 233H99V231L101 229V228L98 229V226L97 225H98V223H100V224L103 223L104 224L107 221L108 217H107L106 214L104 215L101 212L102 214H100V215H102V217H107V219L102 218L99 215L100 212L96 213L95 214L96 216H93L94 215L93 214L89 219H87L88 220V222L86 221L87 223L84 222V225L85 226L82 224V226L80 227V226H78V222H77L78 221L77 220L78 217L76 218V216H73V215H75L74 214L75 213V210H73L72 211L73 212L72 213L73 215H70L71 213L69 214L70 215L69 216L70 221H69V219L67 217L66 223H64L63 226H62V228H60L63 231L64 228H66V226L71 225V228H70L69 231L64 232L65 231L64 230L63 231L64 233H62V232H60L61 230L58 229V231L56 230V232H54L53 234L51 233V236L49 237L50 239L48 240L49 242L50 241L51 242H50V244L48 243L47 245H46V243L48 241L45 242V243H43V242L42 243H39L37 246H36V244L34 242H33V244L31 242V245H32L31 247H34V244H35V247L32 249L31 252H29L30 255L27 256V257H25V253H26L25 246L26 245L25 246H22V254H21V256L23 255L24 258L23 257H19V255H18L17 257H19L20 260L18 259V261H17V259H16L17 257H16L14 260H16L17 262L15 263V261H14V263L15 264H65L66 263L65 262L66 261L65 258L69 254V251L70 250H73V248L76 247L74 249V251H72L73 252L72 253L73 256L71 255L72 257L70 258L71 263H72V259H75V263L73 261L74 264H76V263L77 264H111V263H113V264H116V263L117 264L118 263L119 264H127L129 262L132 263L131 260H133L135 262L134 264H137V263H139V260L140 259L142 260L144 258V257L141 256L142 255L141 253L143 252V248L145 249L144 252L145 251L146 252L148 251V253L150 254V256L152 254H154L155 256L158 255L159 257L161 256L160 254H162L163 252H164L163 253L164 255L162 254V256H167L168 257V255L169 256H173L175 254V252L181 251L182 252L181 254L185 257V258H183V259H185L184 264H186V263L187 264H264V187H262L264 185L249 187L248 189L245 190L247 192V193L245 192L246 193L245 194L246 197L241 198V199L239 198L238 200L237 199H233V200H230L229 199L228 200L229 202L227 201L229 204H230V201H231V205L233 207L231 205H230V207L232 209L235 208V210L238 207H240V206L242 207V209L243 208H246V207L249 208L247 210L246 209L243 210L244 213L246 212L245 213V216H247L246 214H248V216H247L248 221H246L247 222V225L248 224L251 225L250 227L248 225V227H249L248 232L249 233L252 232V230H250L251 228H253V227L255 228L256 226L259 228V226H261L259 229L257 228L258 231H256L255 230L256 228H255L254 229L255 231H253L254 233L252 232L250 235L248 234V237H245L243 235L240 236L241 235V233H240L241 231L238 230V229H237L238 230V233L233 234L234 232H232V231H234L235 228L232 227L233 224H230L229 223V221L231 220V218H233V220H231L232 223L235 220L234 217L238 218L237 216H238V211H240L239 209L236 210V211L233 210V212H229L227 214L226 213L227 211L224 208V212L225 213H223V211L221 210V209H223V207L221 206V204L218 203L217 201H215V199H213V201H212V199H209L206 195H204L205 188L203 189L202 188L203 187L202 185H200V186L198 185L199 187H196ZM143 187H145V188H143ZM142 188H143L142 190H145L148 187L146 188V185L143 186V184H142ZM18 189H21V190L18 191ZM226 189H228V190L226 191ZM11 191L13 192V194L14 193L15 194L16 193L18 194V192H19V194L18 195H15L14 194L15 195L14 196ZM15 191H17V192H15ZM193 192H194V194H193ZM10 193H11V195L9 197L8 195ZM201 193H203V194H201ZM187 194H189V195H187ZM252 194H254V195H252ZM200 195L202 197L203 196L204 197L201 198ZM256 196L258 198H256ZM205 197H206V199H205ZM194 198H196V199H194ZM180 199H182V200H180ZM193 199L196 200L195 201V204H194V200ZM254 199H256V200H254ZM202 200H204L206 202H204ZM209 201H210V203L212 202L211 203V206H212L211 209L209 207L210 204H208ZM215 202L218 203L217 204L218 207H219V205L222 207V208H220V210L222 212L221 211L220 212L217 211L218 209L216 211H214V212H216L215 215L217 214V216H218L219 214H221L219 216L222 217V213H223V218L225 217V219H223L222 221L228 220V221H226V222H228V223H226L228 225L227 228H223L222 227L225 222H223V224L222 223L221 224H218L219 226L221 225L220 228L222 227L221 228V231L223 229L222 232L220 231L219 226H216L215 224H213V225H215V228H217V229H214V231H211L210 228H208L210 230L209 231L207 229L209 223L206 224V222H208L209 220L206 221V222L204 221L205 224H206L205 225L203 223L205 225V227H203V225H202V222L203 221H199V222L196 221V220H199V219L200 220L201 219L202 220H204V219L207 220L208 219L207 217H209V214H212L213 215V213H214L213 210H214L215 207H217ZM237 202H239V203H237ZM83 204L84 203H81L79 207L82 208L85 205V204L84 205ZM129 204H130V202H129ZM237 204L240 205V206H238ZM165 206H166V204H165ZM201 206H202L203 209L206 208V211L207 210L209 211V209H210V211L207 214L208 216L205 214L206 211H204V210H202L203 212L202 211L201 212H198L199 210L202 209ZM236 206H238V207H236ZM193 207L194 208L196 207L195 210H197L196 212H198V213L195 212V215L196 214H199V213L201 215V213H202V215L205 218L200 217V215L199 216L198 215L195 216L194 215V209H193ZM16 208H18V209L15 210ZM189 208H190V210H189ZM198 208H200V209H198ZM186 209H187L188 212H185ZM12 210L15 211V212L13 211L14 214H11L12 213ZM189 211H191V212L193 211V212L191 213ZM243 211H242L241 214L244 215ZM77 212L78 213H80V212L82 213L83 210H81V211L76 210V213ZM184 212H185V214H182ZM240 212H239V214H240ZM250 213H252V214H250ZM9 214H11V215H9ZM80 214H78V215H80ZM137 214H139V213H137ZM186 214L188 216H191V214H193V216H194V220L193 221H195V223L197 222L199 224L198 225L196 223V228L198 226L202 225L201 227H198L197 229H195L197 233H198V230H199L198 243L199 242L200 243L202 242L203 243V244H201L202 246L199 243L198 244V246H199L198 249H195V247L191 248L192 247L191 245H182L179 248H176L177 251H176V249L174 250L173 247H168L169 245L167 246L168 248L167 247H164V244L167 245L168 243L169 244L171 243V242H168V241H170L171 239L179 236L177 233H175V232H177V230L175 229L176 230L175 231L173 229L174 226L176 225L175 223L177 222L176 219H175V217L180 216V218H181V217L185 216ZM13 215H15L17 218H14ZM171 215H174L173 217H171L172 218V220H171L172 222L168 219V218H170ZM259 215H260V218H259ZM232 216H234V217H232ZM6 217H8L7 220L12 219L14 221L13 223H15V221H16L17 223L19 222L18 224H20V225L18 226L17 223H15V224L9 223L10 220L7 221L6 220ZM216 218H218V217H214L215 220H216ZM220 219H222V218H220ZM94 220H97L98 223H96V221L93 222ZM147 221H149V220H147ZM151 221H152V224H151ZM90 223H92V225ZM165 223H166L167 226H165ZM214 223H220V220L218 219ZM100 224H99V227H100ZM24 225H25V227H23ZM26 225H28L27 228H26ZM76 225L78 226V228H77ZM169 225L170 226H173V227H171L172 229L169 228L172 231H170L168 229ZM229 225L232 227V229L234 228V230H232V231L231 230H228V229H231L229 227ZM85 227L87 228V230H85L86 229ZM90 227H92V228H90ZM158 227L159 228L161 227V228L159 229ZM166 227H167V229H166ZM224 227H226L225 224H224ZM248 227L246 226V228H248ZM83 228H84V231H83ZM89 228L92 229V230L94 229L95 231H97L96 229H98V232H97V235L98 236L94 235V237H95L94 239H92V238L91 239L90 238L88 239L87 238V237H90L91 235H93V234H91L92 232H95V231H91V230L89 231L88 230ZM246 228L244 230H246ZM19 229H20V231H19ZM21 229H23L22 232H21ZM26 229H28V230H26ZM79 229L81 230V232H83L82 234H85V235H82L80 233V235H82V237L79 236V234H77V233H79ZM165 229H166V231H165ZM224 229L226 230V232H224L225 231ZM4 230H5V232H4ZM133 230L135 232H133ZM85 231H86V233L89 232V234H91V235L89 236L88 234L84 233ZM140 232H141V234H140ZM179 232L180 231H178V233ZM244 232L246 233L247 230L246 231H242V233H244ZM127 233H129V235L131 237L129 235H127ZM162 233H163V235H162ZM174 233L177 234V236H175ZM61 234H63V235H61ZM148 234H149V236H148ZM200 234H201V238H200ZM230 234H232V237L233 238L231 237ZM238 234H239V236H238ZM74 235H76V236H74ZM172 235H174L175 237L173 236V237L170 238V236H172ZM62 236L64 237V239H63ZM220 236H221V238H220ZM225 236H226V238H225ZM149 237H151V238H149ZM77 238H78L77 242L79 240L83 239L84 242H85V244H86V242H88L85 239H88L89 240L88 243H90L92 241L93 242L96 241V243L94 242L95 244H93V243H90V244L92 245V247H93V245H95L97 248H95V247H94L95 249L94 248H91V250L93 249L92 250L93 253L92 252L90 253L89 251H88L89 252L88 253L87 250L91 247V245L88 244V245H90V246H88V249H86V247L83 248V246L85 244H83L82 241L81 242L79 241L81 245L80 244H77V242L76 243L73 242V240H75ZM169 238H170V240H169ZM28 239H27V241H28ZM53 239L54 240L56 239V241L57 242L59 241V243H56V241H55V244L52 245L51 243H53L52 242V241H54ZM116 239H118L121 242H118V241L116 242ZM142 239L145 240V241H143ZM166 239H167V242H165ZM221 239H224V240L226 239V240L224 241V240H221ZM227 239H229V240H227ZM181 240H182V238H181ZM183 240H186L187 241L189 239L188 238L187 239L186 238H183ZM219 240H220L221 244H220ZM61 241H65V242H61ZM113 241H114V243H113ZM138 241H139V243H138ZM176 241H177V239H176ZM178 241H179V239H178ZM215 241H217V242H215ZM227 241H228V243H227ZM105 242H107V243H105ZM124 242H125V244H124ZM132 242H133V245H132ZM118 243H120V244H118ZM224 243H226V246H228V247H226L224 245ZM43 244L46 245V246H44ZM59 244H60V246H59ZM75 244H77V245H75ZM82 244H83V246H82ZM106 244L107 245L109 244V246L107 247ZM216 244H218L219 246L216 245ZM15 245H16V247L14 249L13 246H15ZM74 245H75V247H73ZM103 245L105 246V248L107 247L106 249L104 248V250H102L103 248L100 247V246L104 247ZM204 245H205V247H204ZM77 246H78V248H77ZM138 246H139V248H142V250L141 249L139 250ZM7 247L8 248L10 247V248L8 249ZM60 247H62V248H60ZM125 247H127V248L125 249ZM136 247H137V249H136ZM220 247H222V248L220 249ZM224 247H226V248H224ZM54 248H56L58 250L56 251V249H54ZM68 248H69V250H68ZM77 249L80 250V251H78ZM98 249H100L99 252H98ZM127 249H130V250L128 251ZM159 249L161 250V252L159 251ZM163 249H164V251H163ZM168 249H170L171 251L168 250ZM23 250H25V251H23ZM96 250H97V252L99 254L97 252H94ZM151 250H153L155 253L157 252V254L151 253ZM9 251H10V254H9ZM44 251H45V253H44ZM63 251H64V254H62ZM84 251H86V252H84ZM20 252H18V254H20ZM66 252H67V254H66ZM80 252H82L81 254L84 256V258L81 256V254H78ZM123 252H125V255L126 254L127 255L124 256V253ZM146 252H145V254H146ZM158 252H160V254ZM87 253H88V255H87ZM132 253L134 255H137V253L140 254L139 256L137 255V258H139L138 261H137V258L135 256H132L133 255ZM197 253H198V255H196ZM11 255H10V257H11ZM102 255H107V256L102 257ZM130 255H131V257H130ZM195 255L197 256V258H196ZM39 256L41 257V259H40ZM162 256H161V258H167V257H162ZM2 257H4V258H2ZM79 257H82V258L78 259L79 260L78 261L77 258H79ZM125 257H127V258H125ZM190 257H192V259ZM7 259H8V261H7ZM38 259H40L41 261L39 260V262H37ZM164 264H167V263L165 262Z\"/></svg>",
    "mask_w": 264,
    "mask_h": 264
},
{
    "label": "built area",
    "instance_id": "2783aa9c",
    "mask_svg": "<svg viewBox=\"0 0 264 264\" xmlns=\"http://www.w3.org/2000/svg\"><path fill=\"white\" fill-rule=\"evenodd\" d=\"M116 2V5L120 8L126 6L127 4H129L131 1L133 0H114Z\"/></svg>",
    "mask_w": 264,
    "mask_h": 264
}]
</instances>
